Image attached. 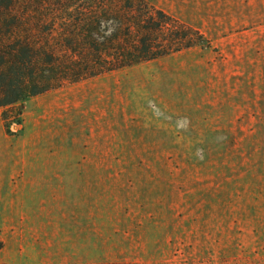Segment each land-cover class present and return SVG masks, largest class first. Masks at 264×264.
<instances>
[{
	"label": "rangeland",
	"instance_id": "rangeland-1",
	"mask_svg": "<svg viewBox=\"0 0 264 264\" xmlns=\"http://www.w3.org/2000/svg\"><path fill=\"white\" fill-rule=\"evenodd\" d=\"M145 1L209 47L0 105V264H264V0Z\"/></svg>",
	"mask_w": 264,
	"mask_h": 264
},
{
	"label": "trees",
	"instance_id": "trees-1",
	"mask_svg": "<svg viewBox=\"0 0 264 264\" xmlns=\"http://www.w3.org/2000/svg\"><path fill=\"white\" fill-rule=\"evenodd\" d=\"M195 46L209 43L145 0H0V105Z\"/></svg>",
	"mask_w": 264,
	"mask_h": 264
}]
</instances>
